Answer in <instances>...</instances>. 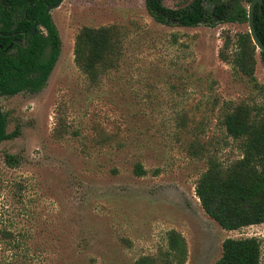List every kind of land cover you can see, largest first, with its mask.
I'll return each instance as SVG.
<instances>
[{
  "label": "rangeland",
  "instance_id": "374dc122",
  "mask_svg": "<svg viewBox=\"0 0 264 264\" xmlns=\"http://www.w3.org/2000/svg\"><path fill=\"white\" fill-rule=\"evenodd\" d=\"M51 14L62 49L46 87L0 97L19 131L0 142V264H137L162 257L173 229L185 264H214L225 239L252 236L264 264V223L226 230L196 193L211 158L242 157L225 112L264 102L260 49L254 78L232 63L249 23L163 24L146 0H64ZM84 27H112L118 47L94 80L75 60Z\"/></svg>",
  "mask_w": 264,
  "mask_h": 264
},
{
  "label": "trees",
  "instance_id": "16d2710c",
  "mask_svg": "<svg viewBox=\"0 0 264 264\" xmlns=\"http://www.w3.org/2000/svg\"><path fill=\"white\" fill-rule=\"evenodd\" d=\"M57 0H0V97L21 92L42 91L57 64L62 49L59 29L48 6ZM252 0H193L190 4L170 8L164 0H146L149 13L160 23L194 27L206 23L249 22ZM207 2H215L213 9ZM255 27L264 42V2L256 4ZM37 31L26 46L18 43ZM233 54L235 68L254 78L257 45L251 33L241 36ZM112 27H84L75 45V60L93 80L106 59L117 54ZM263 62L264 52L261 51ZM112 60V59H111ZM264 97V85H260ZM224 126L230 136L241 141L242 157L228 167L216 159L209 160L208 169L197 182L196 193L205 212L226 230L264 223V102L254 108L240 104L225 112ZM8 117L0 108V142L13 138L18 130L8 132ZM8 162H17L13 155ZM139 175L145 174L141 164ZM187 241L176 229L168 232V250L162 257L141 256L137 264H185ZM261 240L256 237H229L223 242V254L214 264H262ZM19 264V263H8Z\"/></svg>",
  "mask_w": 264,
  "mask_h": 264
},
{
  "label": "water",
  "instance_id": "95a60500",
  "mask_svg": "<svg viewBox=\"0 0 264 264\" xmlns=\"http://www.w3.org/2000/svg\"><path fill=\"white\" fill-rule=\"evenodd\" d=\"M64 0H57L54 4L48 6V11L51 12L53 9L59 7ZM264 0H252L250 5H249V29L251 36L253 38V41L257 45V47L260 49V51L264 52V42L262 39L259 37L256 27H255V21H254V13H255V6L256 4L262 5ZM38 27V22H35L34 27L32 31L27 35L26 38L22 40H17L18 43L22 44L23 46H26L28 41L30 40V37L34 35L37 31ZM0 34H3L0 32Z\"/></svg>",
  "mask_w": 264,
  "mask_h": 264
}]
</instances>
